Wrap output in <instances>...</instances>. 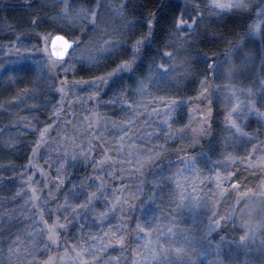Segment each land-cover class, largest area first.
I'll return each instance as SVG.
<instances>
[{
    "label": "rangeland",
    "instance_id": "obj_1",
    "mask_svg": "<svg viewBox=\"0 0 264 264\" xmlns=\"http://www.w3.org/2000/svg\"><path fill=\"white\" fill-rule=\"evenodd\" d=\"M181 1L185 2V0ZM107 2L114 3L115 0H107ZM186 2L191 5L197 0H186ZM9 7L20 6L10 4ZM201 7H203V4H201ZM129 10L130 12L134 11L135 15H129L128 18L135 19V16L141 10L139 3L136 9L129 7ZM226 21L227 18L224 21H219L216 17L205 16L208 28L211 25L221 27ZM116 26H119L118 20ZM48 35L51 40L53 35ZM77 35L78 38L83 39L87 32H80ZM204 39H211V36L201 39L197 44L206 43L207 40ZM39 40V48H43L44 41ZM16 43L19 42L14 40L1 45L4 49V54L1 57L6 60L3 63L8 69H11L14 64H20L24 58L21 55L15 56L18 54L14 51L11 54L8 53V46ZM48 47L50 52V43ZM251 48L259 52L261 48H264V45L257 48L251 45ZM195 49L189 51L192 57L198 58L194 52ZM82 52L87 55V49L84 47L75 53L71 52L70 55L78 58ZM234 53H236V50ZM48 55L49 53L36 50L34 56L38 57L39 60L34 61L31 59L33 65L37 68L34 71L35 73L32 72L36 84L14 92L11 98L0 102V106H2L0 107V130H2L0 131V157H4L7 151L22 153V148L18 149V147H21L20 145L25 142L33 144L34 147V141L38 139V133L34 132V128L37 126L43 127L47 123L53 125L48 142L38 150V155L33 160L35 167L30 171L23 167L25 179L35 174L36 183L32 186L38 189L37 195L40 197L38 203L41 208L45 209L46 219L49 218L48 210L65 200L62 199L60 202L54 200L47 205L43 203L45 200H50L47 193L49 187H51V181L48 187H45L46 178L50 176L54 181L55 166L61 158L73 162L70 156L65 155L66 151L69 153L79 152L80 149L76 147L77 143L83 144L85 150H87L89 142H91L93 147L89 158L83 160V162L89 161L90 163L96 157L97 162L105 161V163L102 165L91 163V173L88 175L86 172V177L78 179L72 184L77 186L78 195L73 198L70 193L68 195L69 203L76 204L78 200L82 201L84 191L78 186L81 182L85 187L89 184L95 185L98 181L90 178L96 176L101 177L106 185L105 191L109 201L118 197L126 202L123 207V215L112 217L111 226L115 227L123 222V230L128 246L123 251L107 249L106 252L101 253L102 257H107L108 260L112 261V264H135L137 259L149 257L152 251L159 252L162 248L175 249L182 247L189 254L187 264H217L219 260H223L224 264H233V261H235V264H249V262L251 264H264V182L257 189H245L241 183L233 182L234 179L231 181L222 179L229 172L237 173L235 168H237L240 157H251L250 161L242 164L246 167L250 164L251 169L264 168V151L259 146L254 148L253 143L249 142V137L234 134V130L229 129V124L225 119L231 109L239 105L237 113H233V118L237 120L245 132L251 135L254 129L261 126L260 118L249 111L248 104L249 102H255L256 106L264 111V94L260 92V89L255 87L254 89L252 85H247V83H252L251 74L254 68L261 69L264 67L260 64L259 56L256 57L254 62L245 64L241 55L239 58L241 65L235 63L232 66L233 69L227 67L233 62L230 58L227 64L222 63L221 71L218 74L221 84L212 93L214 98H212L211 93L207 99L199 97V81L191 88V77L183 81L179 87L171 85L149 87L150 95L136 97L142 103L137 109L134 129L129 136L124 137L121 143L119 140V135H121L119 129L123 126L121 122L128 119L131 114L124 112L119 105L114 108L106 103L111 95V93H108V97H104L107 89H102L97 99L81 103L79 98L88 94L85 86L81 85L73 88L64 103V111L61 113L60 120L51 119V113L56 110L55 105L60 100L59 93L52 92L51 88L53 86L60 87V81L64 80L65 73L62 69H58V79L53 81L50 78L49 74L43 70L41 63ZM79 65L78 63L71 64L73 68ZM258 72L256 74H259ZM69 73H67V79L69 87H71V82L76 79L70 78ZM232 75L244 80V86L239 83H236L237 86L233 85V78L228 79ZM17 78L11 71H0V94L9 90ZM41 82L46 83V85H40ZM190 88L191 90L195 89L196 94L193 96H188V89ZM25 89H29L31 92L25 94ZM249 90H251V94H249ZM17 95L25 98L17 100ZM33 96L35 98H32ZM156 97L178 102V106L171 113L172 119L177 122L173 125L172 135L168 139L164 138V133L167 131V125L163 123L166 118L164 116V106L159 100L155 99ZM211 98L216 106V116L214 118L213 113L215 110L211 107ZM209 101H211L210 104ZM154 107L160 109L159 115L153 113L152 109ZM209 107L212 111L210 126L205 127V134L198 135L202 124V116ZM65 120H72L75 127L65 126ZM25 121L32 127L26 128ZM212 122H215L216 126V129L213 130L214 136L210 131L213 125ZM89 123L92 127H89ZM177 129L181 131H176ZM65 133L69 138H75L76 143H73L72 139H64ZM97 134L103 136V140L100 141L99 145L94 139ZM212 136L215 137L214 141L211 139ZM9 141L16 144L17 147H11ZM105 141H107L106 144ZM259 141H264V136L259 137ZM259 141L256 142L257 145ZM205 143L211 145L210 151L215 155V158L210 157L205 150H201L193 156L183 154L182 158L186 162L190 159L195 161L194 169L185 167V164L181 163L182 158L169 159L172 150L177 149L174 144L179 147L182 146L181 149L183 150L185 147L198 148V146ZM160 145H163V151L159 156L155 157L150 164L141 168L139 161L145 159L146 153L157 149ZM225 154H230L235 163L226 162L224 167H215L214 162L223 160ZM32 155L30 158H32ZM81 160L82 158L78 157L74 161L76 162L74 164L77 165L76 169H82L89 165L88 163L84 166L80 165L83 164ZM46 161L49 166H46ZM206 161L207 163H205ZM16 169L17 162L10 161L0 164V173L5 172L16 175ZM40 171L45 173L44 177L40 176ZM217 173L221 177L219 180ZM66 174L67 168L64 177ZM11 179L12 177H6L2 181L5 185H9L12 183L9 182ZM20 182L22 186L23 181L21 179ZM217 183L221 187L218 188ZM232 184H238L239 187L233 188L231 187ZM22 190V201L25 209L22 212H24L25 220L22 228H18L13 233L19 235L20 240H22L21 249L33 243L28 235L29 225L33 228L40 227V225L34 224V221L39 220L36 210L32 208L30 201L27 204L25 203L30 195L26 184L23 185ZM52 190L54 194L56 190L54 188ZM87 190L93 191L95 189L93 187ZM128 204L133 207L129 208ZM104 205L105 201L103 199L95 202V207L98 210H103ZM22 212L21 214H23ZM213 213L232 217L229 224H231L232 232H235L238 238L230 237L229 233L226 234L225 231H222L223 228L210 231L209 225ZM19 214V212L15 213L17 216ZM66 214L71 217V210L67 209ZM11 219L13 217L9 218V220ZM51 222L52 220L49 219V223ZM78 223L87 225L82 232L76 226ZM137 224L142 227L145 225L150 226L151 234L144 240L138 239L142 234L137 231ZM242 224H247L249 229L247 233L241 228ZM228 227L225 230L228 231ZM102 229L107 231V225H99L88 216H85L83 220L78 218L69 225L67 230L61 233L60 247H51L45 251L44 246L40 244L31 259L36 264H44L51 256L53 264H75L74 254L70 247L65 246L64 241H67V245L80 244L83 243L79 239L81 235L88 239L89 232L94 235H101ZM245 235L246 240L244 243H240V237ZM221 237H225L227 243L221 246L220 255H217L215 246L219 244ZM40 239L42 237L37 236L35 242L39 244ZM138 248L141 249L139 252L137 251ZM2 258L6 259L7 257L3 256ZM13 259L16 258L13 257ZM102 264H106V262L102 260ZM148 264H152V262L149 261Z\"/></svg>",
    "mask_w": 264,
    "mask_h": 264
},
{
    "label": "snow or ice",
    "instance_id": "obj_2",
    "mask_svg": "<svg viewBox=\"0 0 264 264\" xmlns=\"http://www.w3.org/2000/svg\"><path fill=\"white\" fill-rule=\"evenodd\" d=\"M201 4H203V7H201ZM129 5L133 9L137 8L132 0H115L114 3H108L107 0H20V7L25 9L27 13L26 26L23 32L14 36V40L19 43L10 44L8 53L11 54L14 51L20 54L23 37L34 34L38 39L44 41V47L39 48L36 45L32 47L38 51L49 53L45 60L41 62L43 70L49 74L53 81L58 79V69H62L65 73L64 80L60 81V87L53 86L51 88L52 92L60 95V100L55 105L56 110L51 113V119L60 120L61 113L64 111V103L73 88L81 85L85 86L88 94L79 98L81 103L97 99L101 90L107 89L105 94L111 93V95L106 103L114 108L119 105L124 112L131 114L128 119L121 122L123 126L119 129L121 133L119 140L122 143L124 137L133 132L137 109L142 103L136 97L150 95L149 87L165 85L179 87L183 81L191 77L193 80L199 81V97L207 99L209 95L208 77L205 73L219 74L222 62H217L214 57H209L207 53L202 52L198 54V58H194L189 51L195 49L197 43L208 36L209 29L205 22L206 15L216 17L219 21H224L226 18L230 19L236 25V28L241 29L242 36L237 34L236 28H233L232 34L236 39L233 41L226 38V43L233 46L234 49L240 50L245 64L254 62L256 57L259 56L260 64L264 66V48L257 52L251 47L247 49L243 47L244 38H249L248 42L250 44L254 43L252 38H258L261 44H264V0H256V2L254 0H197L191 5L187 4L186 0L184 3H181L180 0H154L152 6L156 8V11H152L146 5H140L141 10L135 19L128 18L129 15H135L134 11L130 12ZM48 9H54V11L49 12ZM117 20L119 26H116ZM46 26H56L65 35H57L55 40H50V36L45 32L35 31L36 29L43 30ZM8 27L12 26L9 25ZM28 29H31L32 32L30 33ZM80 32H87V35L80 39L77 35ZM49 43L51 44L50 52ZM82 47L87 49V55L82 52L76 58L69 54V50L75 53ZM24 50L28 51L27 48ZM224 55L226 58H230L232 51L225 49ZM66 56L68 57L67 60L65 59ZM28 58L34 61L39 60L35 56ZM109 60L116 63L113 71L105 75H95L94 69L102 61ZM76 63L81 65V70H85L84 66L88 65L87 71L92 72L93 77L91 80H73L71 87H69L67 73H75L76 70L71 64ZM0 71L14 72L17 69H8L3 61H0ZM200 77H203V79H200ZM24 92L29 94L31 90L25 89ZM249 94H251V90H249ZM24 98L20 95L16 97L17 100H23ZM155 99L159 100L164 106V116L166 118L163 123L167 125L164 138L168 139L172 135L173 125L177 122L172 119L171 113L178 106V102L176 100H165L163 97H156ZM210 103L211 101H209ZM238 108L239 105L234 106L228 116L225 117L229 129L234 130V134L249 137V142L253 143L254 148L259 146L264 151V141H259V137L264 136V111H261L255 102H249V111L259 117L261 121V126L254 129L250 135L233 118V113H237ZM152 111L157 115L160 114L158 108L154 107ZM211 115L212 111L209 107L202 116V124L198 135L205 134V127L210 126ZM64 124L65 126L75 127L72 120H65ZM25 127L31 128L32 126L25 121ZM89 127H92L90 123ZM52 129L53 125L51 123L34 128V132L38 133V139L34 141L32 158L29 159L27 165H21V167H25L29 171L35 167L33 160L38 155V150L48 142ZM176 131L181 130L177 129ZM64 139H72V142L76 143V139L69 138L66 133ZM94 139L99 145L100 141L103 140V136L97 134ZM257 141H259L258 145ZM104 143L106 144L107 141ZM9 145L14 148L17 147L11 141H9ZM76 147L80 149L79 152L69 153L66 151L65 155L70 156L71 161L81 157L83 163V160L89 158L93 145L89 142L87 150H85L83 144L77 143ZM162 151L163 145H160L157 149L146 153L145 159L139 161L141 168L150 164ZM250 159V156L240 157L239 163L245 164ZM226 162L235 163V160L230 154H225L223 160L214 162V166L217 168L224 167ZM92 163L102 165L105 161L96 162L93 160ZM181 163H184L185 167L195 168V161L192 159L186 162L182 158ZM45 164L49 166L47 161ZM68 166H70V162L61 158L55 166L54 181L50 176L46 178L45 187H48L50 181L51 187H49L47 193L50 200H45L43 202L45 205L57 199L53 194V188L56 192H60L65 186L64 174ZM248 167L250 168L251 165L248 164ZM39 174L42 177L45 176L43 171H40ZM18 175L23 181L21 187L23 188V185L26 184L27 191L30 193L25 203L31 202L32 208L36 210V214L39 216V220L34 221V224H38L40 227L33 228L29 225L28 235L33 243L26 245L23 249L20 247L19 235L13 234L15 239L8 235L5 240L8 244L6 253L4 249L0 248V264H36L31 258L40 244L44 246L45 251L51 247H60L61 233L67 230L69 225L78 218L83 220L85 216L90 217L93 222L99 225H107V231L102 229L101 235H94L89 232L88 239L81 235L79 239L83 243L80 244L67 245V241H64L65 246L70 247L74 254L75 264H102V260L106 264H112V261L108 260L107 257H102L101 253L106 252L107 249L123 251L127 248L128 243L123 230V222L115 227L111 226L112 217L123 215V207L126 202L118 197L109 201L105 191L106 185L101 177L90 178L98 181L95 185L89 184L85 187L81 182L78 187L84 191V199L82 201L78 200L76 204H71L65 198L62 203H58L54 208L48 210L49 218L46 219L45 209L41 208L38 203L40 200L37 195L38 189L32 186L36 183L35 174L27 177V179H25L24 173H18ZM217 178L218 180L221 179L219 173H217ZM222 179L228 181L238 180L239 176L236 172H229ZM9 182L14 183L15 179L12 178ZM93 187L95 190H87ZM217 187L219 188L221 185L217 183ZM231 187L237 188L239 185L232 184ZM69 193L73 198H76L78 195L77 186H70ZM22 195V191L15 193L17 198H21ZM100 199L105 201L103 210H98L95 207V202ZM127 206L129 208L133 207L131 204ZM67 209L71 210V217L66 214ZM49 219L52 220L51 223H49ZM231 219L230 216L213 213L209 225L210 231L226 229ZM76 226L82 232L87 225L78 223ZM241 228L246 233L249 230L247 224H242ZM136 229L142 234L138 237L140 240H144L151 234L148 225L142 227L137 224ZM5 236L6 230L0 226V238ZM37 236L42 237L39 244L35 242ZM245 240L246 235L240 237V243H244ZM225 243H227L225 237H221L219 244L215 246L217 255H220L221 246ZM140 250L137 249L138 252ZM3 256L7 258L4 259ZM188 256L189 254L182 247L175 249L162 248L159 252L152 251L149 257L137 259L135 264H148L149 261L152 264H187ZM13 257L16 258L15 261H13ZM44 264H53V258L49 256ZM217 264H224V261L219 260ZM233 264H235V261H233Z\"/></svg>",
    "mask_w": 264,
    "mask_h": 264
},
{
    "label": "trees",
    "instance_id": "obj_3",
    "mask_svg": "<svg viewBox=\"0 0 264 264\" xmlns=\"http://www.w3.org/2000/svg\"><path fill=\"white\" fill-rule=\"evenodd\" d=\"M154 0H132V3L137 5L139 3L140 5H146L148 8H150L152 11H156V8L152 6ZM181 3H183L180 0ZM10 4L14 5H19L20 6V0H1L0 1V61L5 62L1 55L4 54L3 51L4 49L2 48L1 45H4L6 43H10L11 41H14V36L19 35L21 32L25 30L26 26V19H27V13L26 10L23 9L22 7H9ZM129 7H132L129 5ZM47 11L52 12L54 9H48ZM139 15V13H138ZM136 15V16H138ZM135 16V18H136ZM11 25L12 27H8ZM236 28V25L230 20L227 19L226 23L223 24L221 27L213 26L211 25L208 29V36H211V39H204L207 40L206 43H199L197 44L196 51H194L197 56L199 53H207L209 57H214L217 62H222L226 63L229 58H226L224 55L225 49H229L232 51V56L230 57V60L233 61L229 66L227 65L228 69L232 68V66L235 65V63H241L240 62V57L241 53L239 49H234L233 46H230L228 43H226V38L229 40L235 41L236 37L233 36L232 34V29ZM28 31L31 33L32 30L28 29ZM36 32H45L47 34H57V33H62L65 35L64 32L60 31L58 27L56 26H46L43 30L42 29H36ZM6 32V33H5ZM236 32L238 35L242 36V31L239 28H236ZM8 33V35H6ZM203 39V38H202ZM249 38H244L243 41V47L245 49L251 47L253 45L254 48L259 47L261 44L260 40L258 38H252L254 40V43H249L248 42ZM36 45L39 47L40 45V40L34 35L31 34L29 36L23 37V44L21 46V53L15 56H24L23 60L20 62V64H14L11 69H17V71H11L15 76H17V80L14 82L13 85H11V88L4 93L0 94V102L7 100L11 98L14 95V92H17L18 90H23L25 87H31L32 85L36 84L37 82L34 81L35 78H33V73L37 69L34 65L33 62L30 58L31 56H34V53L36 49H34L32 46ZM27 48L28 51H25L24 49ZM236 50V53H234ZM236 54V55H235ZM119 63V61H117ZM241 65V64H240ZM116 66V63H113L111 60L109 61H103L99 66H97L94 69V74L95 75H105L106 73L112 71L114 67ZM85 70H81V65L77 66L74 68L76 71L73 74L72 72L69 73V77L80 80H90L93 77V73L87 71V68L89 66L85 65ZM258 67L254 68L252 75V83H247V85H252L253 88H258L260 89V92L264 94V67L261 69H257ZM20 69H23L22 71ZM259 71V72H258ZM33 72V73H32ZM259 74H256V73ZM207 75L208 80H207V87L209 94L211 93L212 98H214V90H216V87H219L221 84L220 76L218 74L214 73H205ZM203 77H200L202 79ZM227 78V77H226ZM233 78L235 86H237L236 83H239L240 85L244 86V80H241L240 77L232 75L231 77H228V79ZM127 82V81H126ZM198 83V80H193L191 78V88L194 87L192 85H195ZM242 83V84H241ZM40 85L44 86L46 83L41 82L39 83ZM188 89L189 94L188 96H193L196 94L195 89L193 88L192 90ZM254 88V89H255ZM104 97L107 98L108 94L104 93ZM212 101L211 107L212 109L215 110L213 113V118L216 116V106ZM106 111V110H105ZM213 123V122H212ZM216 129L215 122L213 123L212 127L210 128V131L213 133L214 136V131ZM212 136V137H213ZM214 138H211L214 141ZM21 143V142H20ZM177 149L172 150L171 156L169 159L170 160H175L176 157L182 158L183 154L186 153V155H196L198 152L201 150H205L210 157H214L213 153L210 151L211 145L205 143L198 148H190V147H185L183 150L181 149L182 146H177L174 144ZM21 147H18V149L22 148V153H16L13 151H7L4 155V157H0V164L4 162H17V169H16V175H11L5 172L0 173V226H2L6 230V236L4 238H0V248L5 250V253L7 251L8 244L5 242L7 239L8 235H11L13 239H15L13 233L18 229L22 228L24 224V212L22 210L24 209L23 205V195L21 198H17L15 196V193L17 191H22L21 187V182H20V177L18 173H23L24 169L21 167V165H25L28 163L29 158L31 157L32 154V148L33 144L31 143H22L20 145ZM182 151V152H181ZM172 158V159H171ZM94 161L97 162V158L95 157L93 159ZM76 162H70V166L67 167V174L64 177L65 180V186L61 189L60 192H55L54 195H56L57 199L59 200H64L65 198L68 199L69 193V187L75 183V181H78V179H83L86 177V174L88 175L91 173V163L89 161H84L83 164L80 165H85L88 163L89 165L82 168V169H76L77 165L74 164ZM82 163V162H81ZM73 166V167H72ZM75 167V169H74ZM237 175L239 176V179H234L235 181L233 182H239L242 184L243 188L245 189H257L261 183L264 182V168L261 169H251L248 168L241 163H237ZM87 172V173H86ZM7 174V175H6ZM14 178L15 182L10 183L9 185H5L4 181H2L4 178ZM19 212L20 214L17 216L15 213ZM21 212L23 214H21ZM10 217H13V219L9 220ZM222 231L227 234L229 233L230 237L233 238H238L237 235H235V232H232L233 230L231 229V224H229L228 231L225 229H222ZM221 232V231H220ZM237 236V237H236ZM22 241V240H21ZM13 259V258H12ZM14 260V259H13ZM15 261V260H14Z\"/></svg>",
    "mask_w": 264,
    "mask_h": 264
},
{
    "label": "water",
    "instance_id": "obj_4",
    "mask_svg": "<svg viewBox=\"0 0 264 264\" xmlns=\"http://www.w3.org/2000/svg\"><path fill=\"white\" fill-rule=\"evenodd\" d=\"M57 35H64V34H62V33L54 34L51 40H55V37H56ZM50 49H51V44H50ZM71 52H72V50H69V54H70ZM66 58H67V56L65 57V59H66Z\"/></svg>",
    "mask_w": 264,
    "mask_h": 264
}]
</instances>
